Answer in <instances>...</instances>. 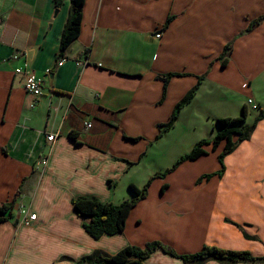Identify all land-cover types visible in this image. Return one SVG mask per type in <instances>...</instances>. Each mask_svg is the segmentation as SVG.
Wrapping results in <instances>:
<instances>
[{
  "label": "crops",
  "instance_id": "obj_1",
  "mask_svg": "<svg viewBox=\"0 0 264 264\" xmlns=\"http://www.w3.org/2000/svg\"><path fill=\"white\" fill-rule=\"evenodd\" d=\"M56 11L54 0H0V206L14 203V218L0 225V264H77L95 251L114 255L153 241L180 254L209 245L264 256V120L226 157L222 177L200 181L221 170L223 145L156 178L123 234L94 239L72 203L131 200L130 185L143 188L212 141L217 119L263 107L264 22L235 40L225 68L217 59L264 15V0H86L81 35L62 64L69 0ZM17 68L45 79L41 97L26 92ZM168 73L186 76L170 80L161 102L158 76ZM195 88L157 139V125ZM145 263L185 264L161 249Z\"/></svg>",
  "mask_w": 264,
  "mask_h": 264
},
{
  "label": "trees",
  "instance_id": "obj_2",
  "mask_svg": "<svg viewBox=\"0 0 264 264\" xmlns=\"http://www.w3.org/2000/svg\"><path fill=\"white\" fill-rule=\"evenodd\" d=\"M65 1L67 0H54L56 9H61ZM69 2V17L64 27L60 42L58 64H60V62L65 59L66 53L70 46L77 39H79L83 26V15L86 0H69ZM174 19L175 16L169 15L163 26V30L169 29ZM263 22L264 15H260L259 17L250 20L247 28L224 47L221 55L217 59V61L220 62L221 67L225 68L228 65L230 56L233 52L235 40L253 33L259 26L263 24ZM213 65L214 62H211L210 67ZM209 72L210 69L208 70L207 74ZM207 74L199 78V83L206 78ZM182 76H186V74L168 73L158 76V79L164 84L161 102H163L167 97L170 80L174 77ZM196 89L197 88L191 90L185 96V98L176 105L174 112L168 122L157 125V139H160L164 133L171 130L175 126V123L179 117V113L187 104L190 103L195 95ZM247 118L248 108L245 106L241 117L217 119L215 137L212 141H200L190 153L183 156L172 168L153 176L143 188L130 185V190L134 195V198L131 200H126L121 204L116 205L113 203H104L96 197H78L73 199L72 203L76 215L88 220V222L84 223V228L87 233L96 240L100 239L104 235L112 236L123 234L126 230L127 221L132 210L141 200L146 198L151 183L156 178H165L183 163L195 161L200 157L207 155V148L209 147H212V151H216L221 145H223V150L219 155L221 170L214 174H208L204 176L200 181L203 179H209L212 176L222 177L226 170V157L232 154L241 143L250 139L257 124L264 120V107H260V115L255 118L251 125L246 123ZM71 137L73 139L75 138L73 135H71ZM130 165H134V163H130ZM13 207V202L5 203L0 206V225L14 218ZM227 221L243 229L241 225L230 220ZM15 223L18 224L17 222ZM159 249H161L170 257L180 259L185 264H205L209 261H217L221 264H264V256H255L250 251L227 250L216 246L205 245L199 252L193 254H180L172 247L166 246L160 241L148 242L144 247L129 245L114 255L107 254L103 251H95L91 255L81 258L77 264H146L145 261Z\"/></svg>",
  "mask_w": 264,
  "mask_h": 264
},
{
  "label": "built area",
  "instance_id": "obj_3",
  "mask_svg": "<svg viewBox=\"0 0 264 264\" xmlns=\"http://www.w3.org/2000/svg\"><path fill=\"white\" fill-rule=\"evenodd\" d=\"M155 37L157 39H160L162 37V33L161 32L157 33ZM18 58H19V55L14 56V59H18ZM63 61L64 60H62L60 64H62ZM16 73L24 76L25 78L24 88L27 93L37 98L43 95V87L45 83V79L43 77L38 76L34 71H30V72L26 71L24 68H17ZM244 87H247V84H245ZM248 103L249 105L257 106L252 99H250ZM87 127L91 128L92 125L90 123H87ZM55 139H56L55 134H51L48 137L49 142H53ZM43 164L46 165L47 161L44 160ZM35 219H36V215L34 214V215H31L30 217H27L24 221L25 223L29 224L31 221Z\"/></svg>",
  "mask_w": 264,
  "mask_h": 264
},
{
  "label": "rangeland",
  "instance_id": "obj_4",
  "mask_svg": "<svg viewBox=\"0 0 264 264\" xmlns=\"http://www.w3.org/2000/svg\"><path fill=\"white\" fill-rule=\"evenodd\" d=\"M234 98H240V100H241V99H243L245 97L240 95V94H237V95H234ZM229 99L232 100L231 98H229ZM262 106L264 107V105H262ZM255 113L260 114V107L258 108V106H257L255 109H253L252 107L250 108V115H248V118H247V121H246L247 124L251 125L254 122L255 119H252V118H253V115Z\"/></svg>",
  "mask_w": 264,
  "mask_h": 264
},
{
  "label": "water",
  "instance_id": "obj_5",
  "mask_svg": "<svg viewBox=\"0 0 264 264\" xmlns=\"http://www.w3.org/2000/svg\"><path fill=\"white\" fill-rule=\"evenodd\" d=\"M58 11H59V10L57 9V11H56V15L58 14Z\"/></svg>",
  "mask_w": 264,
  "mask_h": 264
}]
</instances>
